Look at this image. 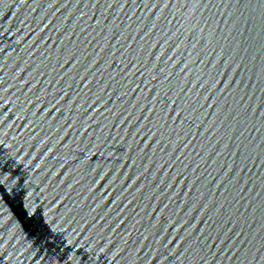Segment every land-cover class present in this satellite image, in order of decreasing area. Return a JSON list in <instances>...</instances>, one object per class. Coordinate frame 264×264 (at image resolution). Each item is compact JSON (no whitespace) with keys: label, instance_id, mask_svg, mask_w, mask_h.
Returning <instances> with one entry per match:
<instances>
[{"label":"water","instance_id":"water-1","mask_svg":"<svg viewBox=\"0 0 264 264\" xmlns=\"http://www.w3.org/2000/svg\"><path fill=\"white\" fill-rule=\"evenodd\" d=\"M0 264H264V0H0Z\"/></svg>","mask_w":264,"mask_h":264}]
</instances>
